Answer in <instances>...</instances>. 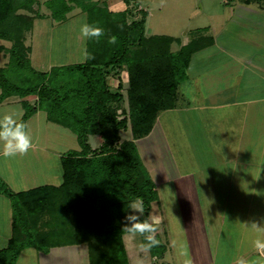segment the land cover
<instances>
[{"label": "trees", "instance_id": "16d2710c", "mask_svg": "<svg viewBox=\"0 0 264 264\" xmlns=\"http://www.w3.org/2000/svg\"><path fill=\"white\" fill-rule=\"evenodd\" d=\"M132 1L138 0H124V3L129 6ZM75 3L88 14L89 25L103 29V35L98 38L101 42L93 44L98 39L89 40L87 52L91 58L83 65L62 67L48 75L32 68L28 57L30 49L25 45L26 35L33 30L35 20L42 17L41 2L0 0V41L11 44L7 50L0 46V53L4 52L8 60L7 66L0 69L2 99L14 95L27 99L40 97L44 106L48 105L51 110L48 114L52 121L71 124L81 146L80 152L69 153L63 158L65 176L59 187H44L16 195L0 183V189L12 202L14 216L11 243L0 252V264H17L21 253L30 248L48 254L55 248L79 245L88 246L91 264H114L123 256L128 264L123 244V236L127 234L122 230L127 205L141 198L145 209L143 220L158 199L157 186L142 165L136 146L130 142L129 147L125 145L117 152L114 139L119 130L127 131L128 121L132 123L134 137L149 134L159 111L174 102V93L186 76V66L197 51L194 48L197 45L173 54L172 39L145 36L148 14L144 12L139 21L128 24V12L113 13L108 7L102 9L96 4L88 7L78 0H51L45 5L54 21L63 22ZM138 31L144 39L141 46L134 45ZM151 41H155L158 53H152V59L145 62L152 51L148 45ZM140 54L141 69L135 73L134 63L138 62ZM123 68L128 75V111L122 107L121 86L114 92L108 81L115 78L114 74L120 77L118 74ZM26 72L28 75L24 76ZM60 74L65 76L66 88L76 86L74 91L79 92L82 98L79 103L82 101L84 111H65L69 95H57L56 90L61 87L58 82L54 83ZM119 110L125 117L122 120H119ZM93 135L103 143L98 149L101 160H91L92 150L87 141ZM40 196L43 200L38 198ZM36 197L37 202L34 201ZM112 204L118 205V211L122 212L121 220L106 222L101 215L107 216ZM156 238L160 243L149 252L152 258L161 260L166 246L160 240L159 231Z\"/></svg>", "mask_w": 264, "mask_h": 264}, {"label": "crops", "instance_id": "0c3cea01", "mask_svg": "<svg viewBox=\"0 0 264 264\" xmlns=\"http://www.w3.org/2000/svg\"><path fill=\"white\" fill-rule=\"evenodd\" d=\"M49 1L51 0L46 2ZM138 3L141 4L142 9L148 11L140 0H138ZM219 3L225 9L224 12L215 10L217 14H212L209 11H206L205 14L202 7L201 13L204 14L207 24L197 28L195 32H191V39L184 42V45L179 39L167 38L173 39L172 45L176 44L177 46V50L174 49L176 52H173V54L186 50L192 44L197 45V47H194L197 51L189 59L186 66V76L174 93V102L170 104L171 107L159 111L148 135L157 126L161 127L162 130H165L166 126L167 130L171 129L174 133H178L181 144L185 140L187 143L185 148L189 149V154L193 159L196 160L195 157H197L198 163H205V167L201 170L205 168L214 170L213 173H209L213 175L208 176L209 181L204 195L207 200L204 211L206 215H209L211 222L209 218L206 222L205 213L200 205L193 204L192 206L188 199H186L183 206H176L181 221L182 231L180 230V234H183L178 239L177 244L178 246L183 245L187 258L191 259L192 264H240L241 261L244 264H251L252 260L261 256V253L254 247V241L256 239L264 241V219L260 218L262 215L260 213H263L264 209L263 207L262 209L257 208L252 202L251 207L256 209L255 211H251L250 207L247 215L237 214L238 209L241 208V197L246 194L245 188H247V185L244 182L241 186V183L237 182L235 184V181H247L250 178L263 180L261 176L262 167L259 173L257 171L255 173L251 168V177H249L250 173L246 171V165L238 160L240 156L243 157L245 154L238 151V148L244 132L247 131L248 136L251 133L244 130V127L251 129L248 122L246 125L244 124L247 116H250L251 111H264V0H219ZM148 17L149 14L147 19ZM43 18L45 17L42 16L39 19ZM51 20L53 19L51 18ZM32 31H34V28ZM145 36L150 37L146 29ZM152 37L154 36L152 35ZM30 52H32V49ZM32 53L30 56H32ZM29 59L32 60L31 57ZM32 66L35 71L42 72L35 65ZM42 68L47 69V66L43 65ZM46 71L48 72V70ZM189 84H191L190 87H186ZM110 86L111 90L114 91L115 89L112 87L114 85ZM70 87L76 91L74 85H70ZM116 88H118V85ZM127 89L128 87L125 89L126 95ZM122 92L123 89L120 93L122 94ZM193 93L195 95L194 101L190 99L191 97H189L190 100L187 98V94L191 95ZM78 94L79 92L65 93V96L69 95L67 96V98L69 97L68 100L65 101V111L75 112L73 109L76 105H74L73 97L78 102L82 100ZM2 96L3 93L0 89V113H8L13 109H18L21 113L20 122L26 124L34 147L23 155L17 154L10 158L0 155V183H3L16 195L51 187L41 182L45 179L46 174L49 176L48 180H52L54 177L51 172L56 165L52 163L54 161L50 156L57 157V162L62 171V180L64 181L62 154L58 155L57 152L50 150L49 147H46V142L42 141L54 139L51 134L54 133V126L56 125L65 131V133H57L60 134L57 136L60 138L59 140L64 143L65 139L67 145L74 142L79 148L78 151L75 150L74 152H80L79 139L71 124L62 125L52 121L48 114V111L51 110L48 105L44 106V103L40 101V97L27 99L14 95L2 99ZM124 102H126V107H122L125 111H128L127 99L124 98ZM82 109L84 111L85 107ZM255 115L256 113L252 112L251 116ZM260 117L257 116L259 119ZM251 119L255 121L256 118ZM128 126H130L129 131L140 154L138 143L144 142L145 137L148 135L135 140L132 134V123H129ZM187 134H189V140L186 137ZM201 134L204 136L201 137ZM91 139L100 142L95 135L89 136L87 142L91 148ZM260 157H264V155L260 153ZM166 163L168 161L159 162L160 165L165 164L168 167ZM168 169L165 168L164 170L160 166L159 172L163 173V176H160V184L154 181V176L151 179L157 186L158 194L160 190L158 188L170 184L173 188L176 186L174 195L177 196L179 194V184L186 179L190 180L189 178L192 177L177 173L178 170L175 167H171V170ZM184 171L187 174L189 173L187 169ZM147 172L150 174L148 168ZM38 181L40 184H37ZM234 185L236 189L233 190ZM187 189L191 200L195 196L193 194L194 189L191 187ZM213 200H215L216 205ZM187 207L192 209V214L198 211V216L195 218L194 215L188 214L187 217ZM176 208L175 210H177ZM199 212L202 216L199 215ZM216 213L222 214L215 216ZM212 215L215 216L214 219ZM158 216L159 219L163 217L162 215ZM226 217H228L227 221H225ZM13 223L12 202L0 189V252L7 249L11 243ZM161 223L163 224L162 219L157 225V230H159ZM219 227L220 229H218ZM159 233L161 235L160 230ZM125 237L128 236H123V244L127 252ZM222 238L224 242L227 241V244L221 243ZM161 242L166 246L164 256V261H166H161V263L166 264L169 241L162 240ZM128 244L132 246L134 242ZM178 246L175 250H178ZM81 247L86 248L85 246L55 248L48 254L30 248L21 253L17 264H65V259L74 256V252ZM145 254L150 257V264H157L156 259L152 258L150 252H145ZM176 255V260L185 258L181 257L179 253H176ZM142 256L144 257V255ZM76 257L81 264H90L86 254H77ZM74 261L75 256L72 263Z\"/></svg>", "mask_w": 264, "mask_h": 264}, {"label": "rangeland", "instance_id": "374dc122", "mask_svg": "<svg viewBox=\"0 0 264 264\" xmlns=\"http://www.w3.org/2000/svg\"><path fill=\"white\" fill-rule=\"evenodd\" d=\"M41 2V9H40V14L45 17L43 19H38L35 22V27L34 31L26 35L25 39V45L26 47L31 50L32 52H29L28 57H31L32 60L31 63L32 65H35L38 67L42 72H45V74H48L53 70L54 72L56 70H61L62 67L65 66H78L80 64H83L86 59L83 56V52L86 50L87 47L89 46V39H85L80 35V27L83 24H88V14L81 8V6L78 3L73 4V9L72 11L68 14V18L66 19L65 22H56L54 20H51V11L48 9V7L44 4L47 0H39ZM222 1V0H220ZM78 2H83V6H90L91 4H96L98 7L104 9L108 7V9L113 12V13H124L128 12V24H131L133 22L139 21L141 19V13H147L149 14L148 19L146 18V22L144 25V30L146 29L147 34L152 37H160V38H173V39H179L181 42H186L187 40L189 41L191 39L190 33L195 32V30L201 26H206L207 21L204 17V14L201 13L202 7L203 10L206 14V11L211 12L212 14H217L215 10H218L219 12H224L225 9H223L222 5H220L219 0H140V2L145 6V8L149 11H145L144 8H141V4L138 3V1H132L129 6L125 5L124 0H78ZM203 5V6H202ZM200 9V10H199ZM216 19V18H215ZM96 26V25H94ZM147 26V28H146ZM136 39H134V45L141 46L143 42V37L141 36L140 32L135 33ZM172 39V41H174ZM95 42V39H94ZM101 40H97L96 43L93 44H99ZM154 43V44H153ZM151 41V43H148L150 47H152V51L150 53V56L145 59V62H149L154 56L155 53H158V48L156 47L155 41ZM90 44V43H89ZM0 45H2L6 50L11 47V44L8 42H1ZM177 50L176 44L171 45V52L175 53ZM32 53V56H30ZM139 54V52H138ZM141 54L138 57V62L134 63V69L135 73L139 72L141 69V65L139 64V59H140ZM83 61V62H82ZM7 57L4 52L0 53V69L5 68L7 66ZM47 66V69H43L42 67ZM53 65V66H51ZM50 66V67H49ZM33 67V66H32ZM53 67V68H52ZM140 67V68H139ZM51 69V70H50ZM48 70V72L46 71ZM63 71V70H62ZM40 72V73H42ZM60 73V72H59ZM28 75V73H24V76ZM117 74H114L115 78L111 77L109 84L114 85L112 86L115 90L114 92L118 91L119 88H116L121 86L123 89V96L125 99H127L126 91L125 89L128 87V75H127V70L126 68H123L121 72L118 74L120 77H116ZM42 80H38L40 82ZM109 81V80H108ZM58 82L60 89L56 90L57 95L60 97H65L66 94H71V92H75L74 90L71 89V87H67L65 89V76L61 77V74L57 77L56 81L54 79V83ZM187 85L186 87H190ZM75 86V85H74ZM76 87V86H75ZM67 90V91H66ZM66 91V92H65ZM171 91V90H170ZM193 99L194 101V93L193 94H187V98ZM189 99V100H190ZM73 101L75 102L74 109L76 113L79 111H83V107L81 106V103H79L76 99L73 97ZM72 102V100H71ZM121 106V104H120ZM122 106L126 107V102H122ZM165 106V103L163 104ZM179 106V105H178ZM170 107V106H167ZM122 111H118L119 120L124 119L125 117L122 116L121 114ZM252 112L256 113L255 116H251ZM257 116H261L260 119L257 118ZM165 117V116H164ZM251 118H256L255 121ZM249 120V121H248ZM128 121V120H127ZM247 122L250 124L249 127L251 128H245L244 130L250 131V136H248V132L245 131L243 134V138L240 140V147L238 148V151H242L243 157L240 156L238 158L239 162H242L245 164V169L250 173L251 177V168L254 170V172L259 173L261 170V167L263 168L262 170V177L263 180H257L256 178H250L247 181H235V184L241 183V186H243V183L245 182L247 185L246 189V194L241 197V202H240V209L237 211V214H242V215H247V212L249 208L251 207V204L256 205L257 208L263 207L264 209V157H260V153L264 155V111H251L250 116L246 118L245 125ZM164 123V121H163ZM129 125V121L127 123ZM127 125V131H122L119 130L118 135L114 140H116L115 144V149L117 152L120 151V149L123 146H130V142L134 141L131 136L130 126ZM167 125V124H164ZM244 125V126H245ZM156 129V130H155ZM154 129V131L145 137L144 142H139L138 143V150H140V155L138 153L139 159L142 162V165L146 168H148V171L150 172L149 175L150 177L153 178L154 176V181L156 183H159L161 181V177L163 176V173H160V166L165 170V168H169L171 170V167H175L177 169V173H181V175H188L190 180L186 179L183 183L179 184V190H178V195H174V188L170 185L167 184L163 188L162 186L158 189L159 194L157 201L153 202L150 208V213L154 216L159 217L158 215H162L163 217L160 218L162 219L163 224L161 223L159 226V230L161 231V235L159 233L160 240L162 241H169L168 243V259L166 264H179L183 263V260H176L177 255L176 253H179V250H175L176 247L172 246V241L175 240L178 242V239L183 235L180 234V230L182 231L181 225H180V216H179V210L176 208V206H183L184 203H186V199H188L193 206V204L200 205L202 208L203 212L204 208H206L207 200L205 199V192L207 189V183L209 181V177L213 174H209L210 172L213 173L214 170L210 169H202L205 167V163H198L197 157L196 160L191 157L189 154V149L185 148V145L187 143L182 141L183 143L181 144L180 138L178 137V133H174L171 129L167 130L165 126V130H162L161 127L157 126ZM167 130V131H166ZM242 131V130H241ZM65 133L63 129L59 126H54V133L51 135L54 136V139L49 141L44 140L42 142H46V147L50 148V150L57 152V154H62L61 156L64 158L67 153H72L75 150H79L77 148L78 146L72 142L71 145L65 144V139L64 143H62L59 139L60 134L57 133ZM240 132V131H239ZM238 133V132H237ZM236 133V134H237ZM207 135L209 133H206ZM247 135V137H246ZM201 137L204 135L201 134ZM109 137V136H108ZM107 137V139H108ZM188 140H189V134H187ZM89 139V138H88ZM137 138L135 137V140ZM91 160L95 161V158L100 159V151L98 150L99 148L102 147L103 143L96 141L95 139H91ZM135 145V141L132 143ZM137 145V144H136ZM96 148V149H95ZM97 150L94 152V150ZM118 156V155H117ZM51 159H53L52 162L54 165H56L53 170L52 174H54V177L52 180H48L49 176L46 174L45 179H43L42 184L48 185V186H54V187H59L61 184H63L62 180V171L59 167V163L57 162V157L50 156ZM59 157V156H58ZM261 159V163H260ZM161 160V161H160ZM51 161V160H50ZM167 162L168 167L163 164L160 165L159 162ZM80 163V162H79ZM170 166V167H169ZM183 167H186L183 169ZM244 167V166H241ZM168 169V170H169ZM174 169V168H172ZM185 169L189 171V173H185ZM200 170V171H198ZM243 171V169H242ZM167 172V171H165ZM56 173V174H55ZM58 173V174H57ZM174 174V172H172ZM235 175V174H234ZM237 175V173H236ZM58 177V178H57ZM171 178V177H169ZM168 178V179H169ZM167 180V179H165ZM184 180V179H183ZM172 181V180H171ZM37 184H40L38 181ZM160 184V183H159ZM190 184V185H188ZM192 185V186H191ZM193 188L195 194L194 197L190 200V194L188 193L187 188ZM256 188V189H255ZM236 189V186L234 185L233 190ZM259 189V190H258ZM244 190V189H243ZM257 192H256V191ZM261 190V191H260ZM183 193H182V192ZM253 191V192H252ZM259 191V192H258ZM187 194H189L187 196ZM39 199L41 198L43 200V197L40 196L38 197ZM37 199V197L34 199V201ZM215 199V198H213ZM193 200V201H192ZM37 202V200L35 201ZM124 202V201H123ZM25 202H23V207L24 209L26 206H24ZM213 203H215V200H213ZM39 204V200H38ZM122 205V203H120ZM252 204V205H253ZM40 205V204H39ZM186 205V204H185ZM216 205V203H215ZM118 205L114 206L113 204L109 206V214L107 216L101 215V217H104V220L106 222L108 221H120L121 220V211H118ZM190 206V205H189ZM101 207V206H100ZM175 208L177 210H175ZM128 209V208H127ZM187 217L188 214L194 215L195 218L198 216V211L193 212L192 214V209L190 207H187ZM256 209L251 207V211H255ZM112 216H111V212ZM260 213V212H259ZM27 214L31 215V213ZM222 213H216L215 216H218ZM252 214V213H251ZM262 214L260 218L264 219V212L260 213ZM199 215L201 213L199 212ZM207 222V218L210 219L209 215L204 214ZM228 215V213H227ZM95 216L99 217V214L96 213ZM215 216L212 215L213 219ZM115 218V219H114ZM159 219V220H160ZM228 220V217H226V220ZM211 222V219H210ZM227 226V224H225ZM221 227V226H220ZM220 227L218 229H220ZM157 230V231H159ZM166 232V236H165ZM126 241V247H127V252H126V259L128 261V264H150L151 259L145 252L141 251L138 248V244L141 242L139 235H137L134 238H128L125 237ZM134 242L136 245L135 247L129 246L128 243ZM224 242V239L222 238L221 243ZM167 244V243H165ZM224 244H227V241L225 240ZM131 245V244H130ZM178 245V244H177ZM80 246H85L86 248H79V250H76L74 252L75 256V263L73 261V257L65 259V264H81L78 260L76 255L77 254H86L87 258L89 259V263L91 264L93 261H91V256L89 254V249L87 245H79ZM73 247V246H71ZM78 247V246H74ZM176 252V253H175ZM120 254V252L118 253ZM123 255V253H122ZM144 255V257L142 256ZM166 255V256H167ZM118 258V257H117ZM165 258V257H164ZM164 258L161 260H156L155 262L157 264H162L164 261ZM114 261V260H113ZM114 264H126L125 263V257L123 256L122 258H119Z\"/></svg>", "mask_w": 264, "mask_h": 264}, {"label": "clouds", "instance_id": "9594fccd", "mask_svg": "<svg viewBox=\"0 0 264 264\" xmlns=\"http://www.w3.org/2000/svg\"><path fill=\"white\" fill-rule=\"evenodd\" d=\"M80 35L89 40L98 39L103 35V29L94 25L83 24L80 27ZM83 56L85 59L91 58L86 50L83 52ZM20 115L21 113L18 109H13L8 113H0V155L5 158L14 157L17 154H26L34 147L26 124L20 122ZM127 208L128 211L124 215L122 230L127 234L128 238H134L137 235L142 236L143 241L138 244V248L143 252H149L160 243L156 238L157 225L160 223L159 217L149 213L146 219L141 220L145 209L143 200L139 197L131 200ZM172 246L177 247V241L173 240ZM254 247L261 253V256L252 260L251 264H264V241L256 239ZM178 250L179 255L185 257L183 264H192L191 259L187 258L182 244L178 246ZM240 264H244V262L241 261Z\"/></svg>", "mask_w": 264, "mask_h": 264}]
</instances>
